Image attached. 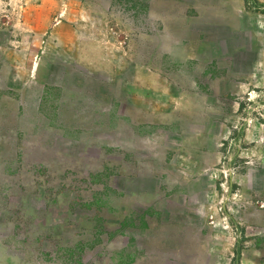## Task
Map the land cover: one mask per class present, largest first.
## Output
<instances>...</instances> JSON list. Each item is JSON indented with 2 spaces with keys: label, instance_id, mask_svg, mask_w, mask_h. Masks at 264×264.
Here are the masks:
<instances>
[{
  "label": "rangeland",
  "instance_id": "374dc122",
  "mask_svg": "<svg viewBox=\"0 0 264 264\" xmlns=\"http://www.w3.org/2000/svg\"><path fill=\"white\" fill-rule=\"evenodd\" d=\"M0 264H264V0H0Z\"/></svg>",
  "mask_w": 264,
  "mask_h": 264
},
{
  "label": "trees",
  "instance_id": "16d2710c",
  "mask_svg": "<svg viewBox=\"0 0 264 264\" xmlns=\"http://www.w3.org/2000/svg\"><path fill=\"white\" fill-rule=\"evenodd\" d=\"M239 256H240V254L238 253V254H237V257H239Z\"/></svg>",
  "mask_w": 264,
  "mask_h": 264
}]
</instances>
